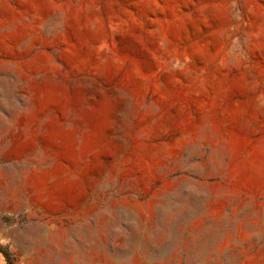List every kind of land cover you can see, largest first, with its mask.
Returning <instances> with one entry per match:
<instances>
[{
  "label": "rangeland",
  "instance_id": "rangeland-1",
  "mask_svg": "<svg viewBox=\"0 0 264 264\" xmlns=\"http://www.w3.org/2000/svg\"><path fill=\"white\" fill-rule=\"evenodd\" d=\"M0 264H264V0H0Z\"/></svg>",
  "mask_w": 264,
  "mask_h": 264
}]
</instances>
